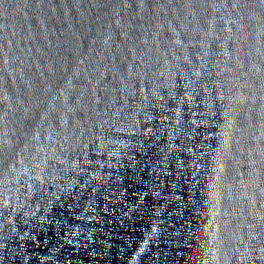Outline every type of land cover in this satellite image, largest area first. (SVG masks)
<instances>
[{"label": "water", "instance_id": "95a60500", "mask_svg": "<svg viewBox=\"0 0 264 264\" xmlns=\"http://www.w3.org/2000/svg\"><path fill=\"white\" fill-rule=\"evenodd\" d=\"M0 264H264V0H0Z\"/></svg>", "mask_w": 264, "mask_h": 264}]
</instances>
